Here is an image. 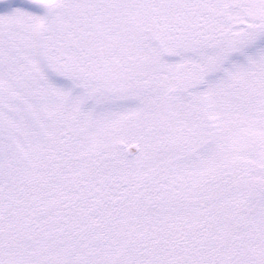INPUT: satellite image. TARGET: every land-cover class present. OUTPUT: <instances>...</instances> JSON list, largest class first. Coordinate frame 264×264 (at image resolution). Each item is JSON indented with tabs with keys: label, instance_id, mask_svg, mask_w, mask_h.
<instances>
[{
	"label": "snow or ice",
	"instance_id": "1",
	"mask_svg": "<svg viewBox=\"0 0 264 264\" xmlns=\"http://www.w3.org/2000/svg\"><path fill=\"white\" fill-rule=\"evenodd\" d=\"M0 264H264V0H0Z\"/></svg>",
	"mask_w": 264,
	"mask_h": 264
}]
</instances>
